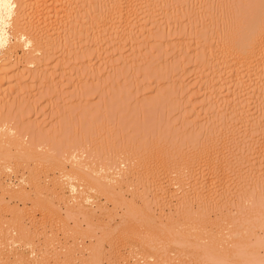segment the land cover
Segmentation results:
<instances>
[{"label":"rangeland","instance_id":"obj_1","mask_svg":"<svg viewBox=\"0 0 264 264\" xmlns=\"http://www.w3.org/2000/svg\"><path fill=\"white\" fill-rule=\"evenodd\" d=\"M111 1L72 0L66 8L74 15L56 25L52 54L31 55L19 45L11 57L16 82L11 95L0 96V127L9 119L15 133L5 138L1 127L0 139L20 140L11 147L21 161H0V264H24L22 256L25 264H264V71L256 61L248 76L238 57L222 56V44L264 15V0H142L141 16L122 34H115L123 20L109 16ZM117 1L124 7L127 0ZM45 5L60 10L63 3ZM92 20L101 23L89 27ZM4 58L0 94L12 72ZM213 142L223 155L214 173L205 163ZM190 159L204 192L188 200ZM64 168L81 177L74 193ZM108 172L116 174L104 183L113 192L83 184ZM14 226L21 227L19 245L9 240Z\"/></svg>","mask_w":264,"mask_h":264},{"label":"bare ground","instance_id":"obj_2","mask_svg":"<svg viewBox=\"0 0 264 264\" xmlns=\"http://www.w3.org/2000/svg\"><path fill=\"white\" fill-rule=\"evenodd\" d=\"M46 1V0H45ZM62 1V3H63V6H62V8L59 10L58 8L57 9H52V10H46V5L43 7V2H44V0H0V50H2V52L1 53H3L5 56H7V59H9L10 58V60H8V63L6 62V58H4V57H1V59L2 58H4V62H5V64H7V66L6 67H8L9 69V71H7V72H11V74H9L8 76H6V78H5V84H7L8 86H9V88L6 90V91H3V94L1 95L0 94V96H3L4 97V94L7 92V94H10L11 95V93H10V91L12 92V90H14L13 89V84H14V82H16V77H15V75L13 74V72L15 71L16 72V70H12V69H15V68H13V66H14V64H16V61H13V59H14V57H13V54H14V52H16V49H17V46H23V49H24V51L25 52H28V53H30L31 55H34V54H36V55H38V56H49L50 54H52V52H54L53 50L56 48V46H58L57 44H58V42H57V40H56V37H57V35L59 34V27L57 28L56 27V25L58 24V23H60L61 22V19L64 17L66 20H72V17H73V15H74V10H70V8L69 9H67L66 7H70L71 5V1L72 0H61ZM109 1V0H108ZM114 1V0H113ZM113 1H111L110 3H112V5L110 6V8L108 9L109 11H108V13L110 14L109 16H117V17H120L122 20H123V23H121V25H120V29L118 28H115V30L117 29L118 31H119V33H117V31L115 32V34H122V33H125V31L126 30H130V29H126V28H128V26L131 24V22H134L135 20H136V18L138 19L140 16H141V14H139L140 13V10H139V6H141L140 5V2H142V0H127L126 1V4H125V6L124 7H122V5H121V3H119L118 1L117 2H114L113 3ZM116 1V0H115ZM48 2V1H47ZM50 2H52V1H50ZM263 2V1H262ZM55 3V2H54ZM103 3H104V1H103ZM162 3H164V1H162ZM58 4V3H57ZM65 4V5H64ZM107 4V3H106ZM145 4V3H144ZM61 5V4H60ZM164 5V4H163ZM145 6V5H144ZM262 6V5H261ZM48 7V6H47ZM61 7V6H60ZM74 7V6H73ZM108 7V6H107ZM53 8V7H52ZM264 9V8H263ZM46 10V11H45ZM144 10V9H143ZM261 11H262V9H260ZM263 12H264V10H263ZM148 14V13H147ZM261 14V13H260ZM264 14V13H263ZM143 15V14H142ZM262 15V14H261ZM260 16V15H259ZM112 18V17H111ZM258 18V17H257ZM36 19V20H35ZM134 19V20H133ZM255 19V18H254ZM251 20V21H257L256 19L255 20ZM259 20L257 21V23L256 24H254V26H251L252 25V22H251V25H249V26H251L250 27V29H248L245 33H242V34H240V35H235V37H233L232 38V40H233V42H232V40H231V42L232 43H230L229 41V43L231 44H227V45H230V46H228V47H226V45L225 44H222L223 46H224V49H226V52H228V54L226 53V55L227 56H225V55H222L223 56V58H224V60H227L228 58H231V57H229V56H235V57H238V59L239 60H241V61H243V66L245 65V67H242L245 71H247V75L249 76V75H251V72L253 71V70H256V69H254V68H252V65L253 64H251V63H253V62H255L256 63V61H258L256 64H257V66H261L260 67V70H263L264 71V15H262L261 16V18H258ZM94 20V19H93ZM90 21L91 23H90V25H89V23H88V25H89V27L92 25H96L97 24V22L96 23H94V21ZM37 22H39L38 24H40L39 25V27H38V24H37ZM98 23H101L100 21L98 22ZM104 22L102 21V24H103ZM36 24H37V27L38 28H40V27H42V25H43V29H42V32L40 33V31H39V33L36 35L35 34V31L37 30V27H36ZM122 24H125L124 26H122ZM154 24V23H153ZM94 25V26H95ZM101 25V24H100ZM133 24H131V26H132ZM133 27V26H132ZM93 28V27H92ZM129 28H131L130 26H129ZM36 29V30H35ZM89 29V28H88ZM114 29V28H113ZM112 29V30H113ZM156 29L157 28H155L154 30H153V28H152V30L151 31H148V38H153V36H154V34H155V32H156ZM86 30V29H85ZM91 30V29H90ZM135 30V29H134ZM61 31V30H60ZM87 31L88 30H86V33H87ZM155 31V32H154ZM38 32V31H37ZM113 32V33H114ZM129 32H133V31H129ZM128 32V33H129ZM126 33H127V31H126ZM134 33H135V31H134ZM137 33H139V32H137ZM142 33V32H141ZM114 34V35H115ZM142 34H144V33H142ZM87 35V34H86ZM132 35H133V33H132ZM242 35V36H241ZM59 36V35H58ZM130 36H131V33H130ZM143 36V35H142ZM115 37V36H114ZM141 40V39H140ZM137 41V40H136ZM138 42V41H137ZM133 44V43H132ZM28 50V51H27ZM220 53V52H219ZM222 54H225V51H223L222 52ZM3 55V56H4ZM1 56H2V54H1ZM11 57H13V59H11ZM16 57V56H15ZM1 59H0V62L2 63V61H1ZM16 59V58H15ZM14 59V60H15ZM12 60V61H11ZM18 61H19V58L17 59ZM255 60V61H254ZM9 61H11V62H9ZM234 61V60H233ZM236 61V60H235ZM244 61H246V64L244 63ZM254 63V65H256ZM3 64V63H2ZM226 65L227 64V62L226 63H223V65ZM34 65V64H33ZM3 66L5 67V65L3 64ZM3 66L1 67V65H0V72L2 71V69H3ZM15 67V66H14ZM253 67H255L256 68V66H253ZM259 67H257V69L259 68ZM2 68V69H1ZM10 68H12L11 70H10ZM233 68V67H232ZM262 68V69H261ZM5 70V69H4ZM240 70H241V68H240ZM260 70L258 71L259 73H260ZM6 71V70H5ZM38 72L40 71V70H37ZM44 71H46V70H44ZM44 71L42 72V75H44V79L45 78H47L48 77V72L46 73L47 74V76H46V74L44 73ZM262 71V72H263ZM6 72V73H7ZM14 72V73H15ZM34 73V74H33ZM44 73V74H43ZM240 73V72H239ZM237 74V75H233V73H232V75H233V82H238L239 84H240V82H241V80H242V76L240 77V74ZM254 73H257V71H255V72H253L252 74L254 75ZM259 73H258V75H259ZM36 74H37V72L36 71H34L33 70V72L31 73V75H32V77H33V75L36 77ZM263 74V73H262ZM244 75V74H243ZM257 75V74H256ZM257 75V77H259ZM262 76H264V75H262ZM261 76V77H262ZM31 76H30V78L31 79H34V78H32ZM2 78V77H1ZM0 78V83H2V79ZM42 79H43V76H42ZM262 79V78H261ZM232 82V83H233ZM243 82H244V79H243ZM80 83V82H79ZM82 83V82H81ZM80 83V84H81ZM238 83H236V84H238ZM263 83V82H262ZM1 85V84H0ZM241 85V84H240ZM213 88V87H212ZM0 89H1V87H0ZM214 89V88H213ZM260 90L261 91H263L264 92V83L261 85V87H260ZM258 91V92H261V91ZM15 91H17V90H15ZM20 91V94L22 93V91L21 90H19ZM13 93V92H12ZM15 93V92H14ZM19 94V93H18ZM19 94V95H20ZM260 94V93H259ZM21 96H22V94H21ZM0 99H2V98H0ZM264 104V103H263ZM235 107H237V105H235ZM239 107V106H238ZM238 107H237V109H238ZM211 115V114H210ZM210 115L207 113V117H209V118H207L206 116V118L208 119H206L207 121H206V126H208V124L209 123H211V118H210ZM220 116V115H219ZM204 117V118H205ZM221 117L222 116H220L219 118L221 119ZM202 121H205V119H203ZM209 122V123H208ZM203 124L205 123V122H202ZM11 124H10V120L8 119L7 121H5L4 122V124H2V128H3V130H5L4 132H6L7 133V135L6 136H4L5 138L8 136V135H13L14 133H15V129H14V127H12V126H10ZM0 127V129H2ZM3 130H1L0 131V133L1 132H3ZM227 133V132H226ZM231 133V132H230ZM1 135V134H0ZM4 135V134H3ZM226 135V134H225ZM2 138V137H1ZM4 138V140H1L0 139V161H4V162H6L7 164H5V167H10V166H12V164L11 163H13V161H18V160H20L21 161V158H19V157H16V159H14L15 158V155L14 154H17V152H15L14 150H13V148L11 147V146H16V145H18V144H20L21 142H20V140L18 139V138H16V139H12V143H10V145H9V142L10 141H8V143H5L6 141V139ZM11 140V139H10ZM217 143V142H216ZM215 142H213L211 145H210V147H209V152L211 151V153H212V151H213V153L211 154V153H209V154H207L208 156H206V157H208L207 158V160H206V165L207 166H209V170L211 171V168H213V171H214V169H216V168H214V167H216V164H215V166L213 167V165H214V163H216L217 161H222V159H223V155L220 153L221 151L219 150H217V152H216V146H217V144H216ZM11 144H16V145H11ZM23 144V143H22ZM24 145V144H23ZM25 146V145H24ZM36 147H32V149H34V150H37V149H41L42 147H39L38 145H35ZM25 148L26 149H29V148H27L26 146H25ZM220 148V147H219ZM226 148V147H225ZM16 149H20L19 147H17ZM221 150H225V149H221ZM226 151V150H225ZM228 151V150H227ZM36 153H37V156H36ZM35 153V157L33 158V159H37V157L41 154L40 152H36ZM224 153V152H223ZM234 154V153H233ZM2 157H4V158H2ZM203 158V157H202ZM225 158V157H224ZM259 159H260V162L262 161V163H263V161H264V155H260L259 156ZM23 160V159H22ZM195 160V159H194ZM194 160H192V159H190L187 163V167L185 166V164L186 163H184V169H186L187 170V172L188 173H190V180H188V181H190L191 182V184L190 185H192L193 187L191 188L190 187V191H189V193L188 194H186L185 196H183V197H186L185 199H188V200H190V199H192L193 197H200V195H201V192L203 191L202 189L199 191V189H200V186H199V189L197 188V186L199 185L198 184V182L200 181V178H198L196 175L197 174H195L194 172H196V171H194V169H197V168H194L195 166H196V163H194L193 161ZM246 160V159H245ZM35 161V160H34ZM36 161H39V160H36ZM77 160H74V162H75V164L76 163H78V161L76 162ZM62 162V164H63V161H61ZM250 162V161H249ZM133 163V162H132ZM195 165H194V164ZM248 163V162H247ZM246 163V164H247ZM59 164V163H58ZM74 164V166H76ZM152 164V163H151ZM222 164V163H221ZM250 164V163H249ZM64 165V164H63ZM135 165V164H134ZM205 165V164H204ZM218 165H219V163H218ZM224 165V164H223ZM136 166V165H135ZM212 166V167H211ZM251 166V165H250ZM249 166V167H250ZM4 167V168H5ZM138 166H136V168H137ZM150 167V166H149ZM197 167V166H196ZM248 167V168H249ZM256 167V166H255ZM180 168V167H179ZM8 169V168H7ZM135 169V168H134ZM133 169V170H134ZM181 169V168H180ZM179 169V171L180 172H184L185 173V171H182V170H180ZM251 169H252V167L250 168V172H251ZM6 170V169H5ZM94 170V169H93ZM137 170V169H136ZM151 170V169H150ZM156 170V169H155ZM166 170V169H165ZM177 170V169H176ZM247 170V169H246ZM95 172H98V170H94ZM102 171H104V170H102ZM107 171H110V170H107ZM213 171H211V172H213ZM244 171V170H243ZM260 171V170H259ZM258 171V172H259ZM70 172V171H69ZM69 172H65V168H64V171L63 172H61V173H63L64 175L63 176H65V178L66 179H68L69 181H70V184H71V186L69 187V189L71 188V191L74 193L75 192V190H76V188L79 190V187L81 186V183H82V181H81V183L80 182H78V179H81V177H80V175L78 174V172H77V170H76V168H72V170H71V172L69 173ZM111 172V171H110ZM137 172V171H136ZM152 172H154V171H152ZM151 172V173H152ZM186 172V173H187ZM214 172H216V171H214ZM213 172V173H214ZM105 173H107V172H104V174ZM111 173H113V172H111ZM111 173L109 174V172H108V174H106V175H99V173L97 174V176H88L87 178H86V181H87V183L86 182H83V184L85 183V185L88 187V189L87 190H89V189H96V187H97V189L95 190L96 192H97V190L99 191H103L102 189H105V188H107L108 189V191H112L113 192V189L112 188H114V186L112 187V186H110L111 184H104L105 182H106V180H108L109 179V182H110V179H114L115 180V177H116V174L114 175V174H112V177H111ZM146 173H149V172H147L146 171ZM145 173V174H146ZM247 173V172H246ZM260 173V172H259ZM100 174H102V173H100ZM150 174V173H149ZM153 174L154 173H152V176H153ZM236 174H238V173H236ZM235 174V175H236ZM249 174V173H248ZM255 174V173H254ZM62 175V174H61ZM114 175V176H113ZM156 175V174H155ZM184 175V174H183ZM199 175V174H198ZM251 175H253V174H251ZM257 175V174H256ZM99 176V177H98ZM146 176H148V175H146ZM151 176V175H150ZM159 176V175H158ZM157 176V177H158ZM181 176V175H180ZM189 176V175H188ZM202 176V175H201ZM247 176V175H246ZM249 176V175H248ZM236 177H237V175H236ZM257 177H258V175H257ZM119 178V177H118ZM118 178H116L117 180H118ZM142 178V177H141ZM151 178V177H150ZM155 178V177H154ZM250 178H251V176H250ZM253 178V177H252ZM58 179V178H57ZM120 179H122V178H120ZM134 179V178H133ZM133 179L131 180L132 182H133ZM137 179H138V177H137ZM203 179V178H202ZM74 180H77V182L78 183H80V184H78V185H80L79 187H77V186H75V184L76 183H74L75 181ZM151 180H153V179H151ZM192 180V181H191ZM251 180V179H250ZM23 181V180H22ZM62 181H63V179H62ZM68 181V182H69ZM59 182H61V179H60V181H58L57 183H59ZM67 182V181H66ZM111 182H114L115 183V181H111ZM118 182V181H117ZM116 182V183H117ZM135 182V181H134ZM138 182V181H137ZM245 182H247V181H245ZM244 182V183H245ZM140 183V182H139ZM154 183V182H153ZM155 183H156V186H157V182L155 181ZM183 183V182H182ZM200 183V182H199ZM236 183V182H235ZM10 183H8L7 185H9ZM67 184H69V183H67ZM99 184H104V186L102 185V187H104V188H102L101 186H99ZM132 184V183H131ZM137 183H135V185H136ZM143 184V183H142ZM151 184V183H150ZM162 184V183H161ZM161 184H160V187L162 188V186H161ZM179 184V183H178ZM189 184V183H188ZM187 184V185H188ZM247 184V183H246ZM245 184V185H246ZM0 185H2V184H0ZM7 185H6V187H7ZM60 185H61V188H62V191H63V185H62V183H60ZM107 187H106V186ZM149 185V184H148ZM214 185H216V184H214ZM211 186L213 189H211V188H209V190H211L210 191V193L208 192V194L210 195L211 194V192L213 191L214 192V190H215V192H216V189H214V187L215 188H217L216 186ZM248 185V184H247ZM63 186V187H62ZM65 186H67V185H65ZM151 186H153L154 187V185L153 184H151ZM151 186H150V189H151ZM2 187L4 188L5 186H3L2 185ZM13 187V186H12ZM84 187V186H83ZM86 187V188H87ZM100 189H99V188ZM110 187H112L111 188V190H109V188ZM121 187V186H120ZM159 187V185H158V187L156 188H153V193L155 194V189H156V192H158L157 191V189L158 188H160ZM227 187V186H226ZM243 187V186H242ZM8 188V187H7ZM10 188V187H9ZM85 188V189H86ZM179 188L182 190V192H186V190L185 191H183L184 189H185V185H184V183H183V185L182 184H180V186H179ZM205 187H203V189H204ZM244 188V187H243ZM16 189V188H15ZM14 189V190H15ZM107 189H106V191H107ZM219 189V188H218ZM242 189V188H241ZM246 189V188H245ZM12 190V189H11ZM61 190V189H60ZM64 190H65V188H64ZM77 190V191H78ZM82 190H83V188H82ZM148 190H149V188H148ZM162 190V189H161ZM160 190V191H161ZM207 190H208V188H207ZM223 190V189H222ZM240 190V189H239ZM16 191V190H15ZM84 191H86V190H84ZM93 191V190H92ZM105 191V190H104ZM168 191V190H167ZM172 191V190H171ZM188 191V190H187ZM88 192H90V191H88ZM163 192V191H162ZM164 192L166 193V191L164 190ZM204 192V191H203ZM212 192V193H213ZM231 192V191H230ZM60 193V192H59ZM78 193H79V191H78ZM80 197H82V194H83V191H80ZM86 193V192H85ZM94 193V192H93ZM115 193H116V190H115ZM150 193V192H149ZM152 193V192H151ZM152 193V194H153ZM217 193V192H216ZM219 193V192H218ZM90 194V193H89ZM117 194V193H116ZM167 194V193H166ZM214 194V193H213ZM64 195V194H63ZM66 195V194H65ZM87 195V194H86ZM156 195H157V193H156ZM159 195H160V193H159ZM165 194H163V196H164ZM215 195H217V194H215ZM56 196V195H55ZM71 196H72V194H71ZM70 196V197H71ZM77 196H79V195H77ZM85 196V195H84ZM83 196V197H84ZM116 196V195H115ZM148 196V195H147ZM155 196V195H154ZM193 196V197H192ZM213 197V195L211 194L210 195V197ZM63 197V196H62ZM74 197H76V196H74ZM73 196H72V198L75 200V198H74ZM95 197V196H94ZM202 197V196H201ZM68 198H69V196H68ZM79 198V197H78ZM91 198V199H90ZM66 199H67V195H66ZM77 199V198H76ZM85 202H89V200L91 201L92 200V197H91V195L90 196H85L84 198H82ZM81 198H80V202H81V200H82ZM63 200V199H62ZM78 200V199H77ZM77 200H75V201H77ZM83 200H82V202L81 203H83ZM94 200H92V202H93ZM96 201V200H95ZM212 201V200H211ZM66 202V201H65ZM9 203V202H8ZM68 203L69 202H67V205H68ZM77 203H79V202H77ZM80 203V204H81ZM90 203V202H89ZM88 203V204H89ZM65 204V203H64ZM75 204H76V202H75ZM217 204V203H216ZM66 204H65V206H67ZM72 205V204H71ZM50 206V205H49ZM80 206H82V205H79V207ZM74 207V209H76L77 207H78V205H77V207L75 208V206H73ZM83 207V206H82ZM93 207V206H92ZM162 207V206H161ZM49 208V207H48ZM72 208V207H71ZM86 208V207H85ZM88 208V207H87ZM77 209H81V208H77ZM83 209V208H82ZM94 209V208H93ZM17 210V209H16ZM19 211V210H18ZM83 211V210H82ZM163 211H165V210H163ZM76 215H78V214H76ZM75 215V216H76ZM2 220V219H1ZM31 220V219H30ZM33 220V219H32ZM150 221V220H149ZM150 222H152L153 223V221L151 220ZM121 223V222H120ZM123 223V222H122ZM21 225V224H20ZM28 226V225H27ZM17 226H14V228L12 229V231H11V233H10V229H9V233H10V239L9 240H11L12 241V243L14 242V243H17L18 244V242L20 241V236H22L21 235V227L20 226H18V227H20V228H16ZM20 229V230H19ZM108 230V229H107ZM167 230H169V229H167ZM20 231V232H19ZM52 231V230H51ZM194 231V230H193ZM169 232H170V230H169ZM169 232H167V233H169ZM19 233H20V235H19ZM115 233V232H114ZM188 234V233H187ZM138 235V234H137ZM92 236V235H91ZM6 238V237H5ZM127 238V237H126ZM187 238V237H186ZM190 239H191V237H189ZM193 238V237H192ZM153 239V238H152ZM151 239V240H152ZM150 240V241H151ZM192 240H195L194 238L192 239ZM192 240H191V242H192ZM6 241H7V239H6ZM180 241V240H179ZM238 241V240H237ZM2 242H3V239H2ZM5 242V241H4ZM3 242V243H4ZM182 242H184V241H182ZM186 242V241H185ZM190 242V241H189ZM20 243V242H19ZM124 243V242H123ZM184 244V243H183ZM192 244V243H191ZM6 245H8V244H6ZM19 245V244H18ZM149 245H150V248H152V249H158V247L159 248H161L160 246H157V244L156 243H153V242H150L149 243ZM16 246V245H15ZM4 247H5V243H4ZM10 247V246H9ZM8 247H6V249H7ZM1 249H3V244H2V247H1ZM149 250V249H148ZM163 251H165V248H164V250ZM4 252V251H3ZM15 252L17 253V249L15 250ZM19 252V251H18ZM161 252V251H160ZM242 252V251H241ZM21 253V252H20ZM20 253L19 254H17L18 256L20 255ZM168 253V252H167ZM4 254H5V252H4ZM3 254V255H4ZM154 254L155 253H153L152 255H151V257L152 258H154L155 256H154ZM169 254V253H168ZM16 255V254H15ZM21 255H24V253L23 254H21ZM20 255V256H21ZM28 255V254H27ZM170 255V254H169ZM7 256H9V255H7ZM17 256V258L18 259H21V260H23L22 262L25 264V262L24 261H26V257L25 256H22L23 257V259L22 258H19ZM124 256V255H123ZM130 256V255H129ZM1 257V256H0ZM28 258H29V256H27ZM3 258V257H2ZM151 258V259H152ZM155 259V258H154ZM32 260V259H31ZM133 260V259H132ZM29 261H30V259H29ZM125 261V260H124ZM28 262V261H27ZM138 262H139V260H138ZM4 263V262H3ZM15 263V262H14ZM20 263V262H19ZM28 264V263H27ZM31 264V263H30Z\"/></svg>","mask_w":264,"mask_h":264}]
</instances>
